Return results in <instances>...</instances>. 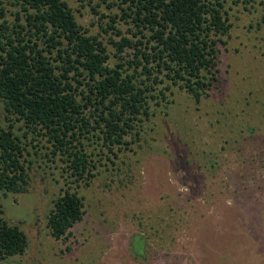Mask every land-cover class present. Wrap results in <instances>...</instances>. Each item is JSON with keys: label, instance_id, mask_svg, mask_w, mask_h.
Returning <instances> with one entry per match:
<instances>
[{"label": "rangeland", "instance_id": "rangeland-1", "mask_svg": "<svg viewBox=\"0 0 264 264\" xmlns=\"http://www.w3.org/2000/svg\"><path fill=\"white\" fill-rule=\"evenodd\" d=\"M65 1L103 41L108 65L125 62L132 72L126 60L135 49L119 51L112 41L124 35L144 45L149 33L142 37L122 15L128 2ZM18 7L0 0V24L14 21ZM224 9L231 26L216 44L215 78L198 102L163 73L142 74L138 80L154 87L149 114L113 145L92 108L84 109L88 131L68 137L87 154L83 178L45 131H30L0 102V127L18 136L28 174L24 192L0 194L3 218L24 231L28 245L0 264H264V0H227ZM65 190L82 198L84 212L57 239L48 214Z\"/></svg>", "mask_w": 264, "mask_h": 264}, {"label": "trees", "instance_id": "trees-1", "mask_svg": "<svg viewBox=\"0 0 264 264\" xmlns=\"http://www.w3.org/2000/svg\"><path fill=\"white\" fill-rule=\"evenodd\" d=\"M226 1L122 0L128 2L122 15L132 19L142 37L146 35L143 30L149 33L144 45L124 35L112 41L119 51L135 49L134 59L126 60L133 66L130 72L125 62L108 65L103 41L87 33L65 0H9L19 7L14 21L4 18L0 24L3 110L23 120L30 131H45L54 141V149L66 154L76 179L83 178L87 154L74 150L68 137L75 139L77 133L88 131L85 108H92L91 116L103 124V140L113 145L125 143L123 137L134 128V121L149 114L148 97L153 96L154 87L138 80L142 74L150 79L154 70L163 73L197 102L206 94L215 78L216 44L231 26ZM153 81L162 78L156 74ZM21 150L18 136L0 127V194L27 188ZM83 205L75 191L58 195L48 214L50 233L57 239L64 237L82 218ZM2 213L0 204V259L23 254L28 245L26 234L9 224Z\"/></svg>", "mask_w": 264, "mask_h": 264}]
</instances>
